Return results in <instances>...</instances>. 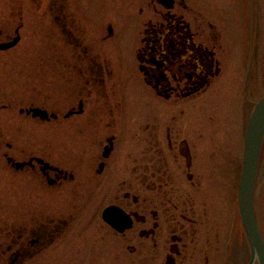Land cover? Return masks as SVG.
I'll return each mask as SVG.
<instances>
[{"label": "flooded vegetation", "instance_id": "1", "mask_svg": "<svg viewBox=\"0 0 264 264\" xmlns=\"http://www.w3.org/2000/svg\"><path fill=\"white\" fill-rule=\"evenodd\" d=\"M1 3L0 45L36 58L35 81L2 104L10 118L83 123L95 150L7 135L4 168L22 184L0 204V264H213L212 236L227 252L234 240L250 248L241 228L219 220L217 204L205 215L198 206V114L219 97V108L242 112L245 142L264 96L252 99L248 87L264 81L259 0ZM134 138L145 141L141 155L121 153ZM263 156L264 143L255 194ZM117 175L109 187H86ZM112 206L116 226L104 216ZM231 252L232 264L243 262L244 252Z\"/></svg>", "mask_w": 264, "mask_h": 264}, {"label": "rangeland", "instance_id": "2", "mask_svg": "<svg viewBox=\"0 0 264 264\" xmlns=\"http://www.w3.org/2000/svg\"><path fill=\"white\" fill-rule=\"evenodd\" d=\"M259 3L257 7L261 13H264V0H259ZM0 7H2L1 0ZM246 7L249 8L248 11L251 13L249 14V18L251 19V17H253L252 5L246 4ZM247 13L245 15H247ZM251 32L253 35V30H251ZM4 49L5 48H0V144L8 138L7 135L13 136L15 139L22 136V140H41L58 144L59 147L66 143L76 154H84V152H86V156L92 155L95 148H93L90 143L91 136L86 131L83 123L78 125V123L74 121L72 122L73 128H66L60 126V124L51 122L37 124L15 115L14 121L10 118L11 115L9 116L7 112L8 109H5L2 104L10 97L13 98V95L20 97V99L22 98V89L26 85V82H31L33 79L32 77L36 75V68L33 70L30 66L36 58H31L29 52H27V58H25L23 48L17 47L13 50H21V54L18 53L15 56L16 58L13 59L11 54L15 55V52L13 50ZM261 70V67H259V76H261ZM34 81L35 80H32V82ZM248 84H246V86L248 85L249 91H251L250 95L252 99H258L264 95L263 80L257 77L256 79L252 78L251 82ZM122 91L123 89H121V93ZM31 92L33 93L32 90ZM121 97L123 98V95ZM219 99V97L216 99L215 95L207 99L208 105L204 104L202 112L198 114V173L199 178L201 177L198 184V206L202 214L205 215V206L209 205L212 210V207L217 204L219 220L223 217V221L229 223L228 225L232 222L238 229L241 228V230L245 232L239 217V210L237 209V193L244 151L243 131L245 132V128L243 129L240 127V122L244 116L242 112H240L237 118L236 113L231 110L229 106L226 107L224 105L225 108H219L216 105ZM17 123H22L20 129H18ZM64 123L67 124V122ZM121 123L122 119L119 121L118 125L120 126ZM41 125L42 130L40 129ZM144 144L145 141H140V139L138 141L134 138L130 143L127 142L124 147H120L121 153L126 148L129 150L131 149V157L141 155ZM1 151L2 149L0 150V204H4L7 202L8 197L12 199L8 196V194L12 193L9 190L18 189L20 187L18 183L22 184V182L16 180V177H11L10 173L4 168L5 160H3L1 156ZM115 181H118V175L115 177V180L113 178L112 181H110L107 176H103L99 179L88 180L86 187L94 186L102 189L109 187L110 183ZM226 189L229 190L228 198H226L228 195L225 191ZM11 195L14 199L19 198L16 197V195L14 196V194ZM90 203H93L92 200ZM222 207L225 208L223 212H221ZM2 208L3 207L0 206L1 219L6 214ZM255 211L258 224L264 234V156L255 194ZM225 224L226 223L223 222L222 225L226 226ZM224 230L226 231L225 227ZM211 239L213 244H215V250H213V264H232L231 262L234 257L231 250H233V248L234 250L238 249V251L244 252L241 256L244 260L240 264H247L250 258V248L248 246H244V248L242 247V249H240L237 247L234 240V247L231 248L230 254V252H227V248L224 250L222 249V240L218 243L215 237L212 236ZM236 262L237 260L234 261V264Z\"/></svg>", "mask_w": 264, "mask_h": 264}, {"label": "water", "instance_id": "3", "mask_svg": "<svg viewBox=\"0 0 264 264\" xmlns=\"http://www.w3.org/2000/svg\"><path fill=\"white\" fill-rule=\"evenodd\" d=\"M0 48H6V45H0ZM263 141L264 97L255 104L249 120L238 191L239 212L251 247V257L247 264H264V239L255 215V187ZM108 220L114 223L112 219Z\"/></svg>", "mask_w": 264, "mask_h": 264}]
</instances>
